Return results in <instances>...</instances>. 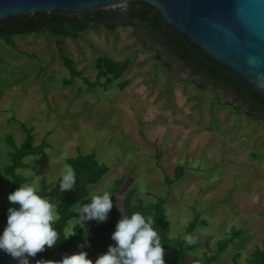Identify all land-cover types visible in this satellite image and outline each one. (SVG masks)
<instances>
[{"label":"rangeland","instance_id":"rangeland-1","mask_svg":"<svg viewBox=\"0 0 264 264\" xmlns=\"http://www.w3.org/2000/svg\"><path fill=\"white\" fill-rule=\"evenodd\" d=\"M105 23L117 25L108 29ZM14 39L17 48L0 39V139L8 133L19 142L25 123L33 127L34 144L43 139L50 144L25 158L28 167L18 171L28 177L26 183L39 186L46 176L52 182L50 202L58 204L71 191L59 189L65 159L79 151L94 152L108 170L89 186V195L105 190L115 195L118 219L125 215L123 199L132 188L133 199L166 197L171 237L199 214L190 235L198 246L189 258L205 251L214 254L220 239L240 229L216 263L247 264L264 240L262 112L221 84L216 101L210 79L182 60L164 38L127 24L121 14L93 22L78 38H64L76 67L91 80L99 55L131 59L122 77L109 84L90 85L80 77L67 82L70 72L49 31ZM122 80H128L124 88L118 85ZM9 150L1 144L0 213L15 208L8 200L11 180L2 171ZM35 156L39 158L31 165ZM179 165L184 166L182 177L167 184L165 176L173 178ZM30 167L33 176L26 175ZM78 216L76 212L66 226L67 233Z\"/></svg>","mask_w":264,"mask_h":264},{"label":"trees","instance_id":"trees-1","mask_svg":"<svg viewBox=\"0 0 264 264\" xmlns=\"http://www.w3.org/2000/svg\"><path fill=\"white\" fill-rule=\"evenodd\" d=\"M130 20L127 24L135 27V20L138 18L143 23H146L153 29V31L160 37L164 38L166 44L177 51L182 60L190 61L195 65L205 77L211 80V86L215 92L216 101L220 100L217 87L219 84L226 89L236 92L243 100L248 101L253 108L262 112L260 119L264 120V97L257 92L249 84L241 81L238 76L232 74L225 68L216 66L213 62L206 59L197 48H193L190 44L181 36H178L171 29L166 28L163 24V19L157 14L155 10H151L146 5L139 7L130 5L126 10ZM122 12L121 8H110L89 10L87 13L76 16H67L62 13H52L51 16L43 15L26 16L25 18L17 17L14 22H8L4 25H0V39L9 45L17 48L14 36L29 32L49 31L55 35V44L58 53L63 60L64 66H66L70 72V82L75 77H80L86 83L90 85H96L98 83L109 84L113 81L119 80L123 73L131 65V59L116 60L108 55H99L95 62L96 75L95 79L91 80L89 77L83 74L82 70H79L73 58L69 55L65 46V37L70 36L72 38H78L80 31L88 28L93 22L98 20L108 21L112 16H116ZM108 29H113L117 24L105 23ZM25 51H23L24 53ZM166 64V62H164ZM102 79L104 81H102ZM128 84V80H122L118 82L121 88H124ZM200 87L202 85H199ZM234 104V103H233ZM236 110L240 111L241 106L234 104ZM255 116V115H254ZM21 127L24 130V137L16 142L15 138L11 134H5L0 139V147L2 143L8 145L11 150L8 151L9 162L5 164L2 171L11 180L10 189L13 192L17 189L21 183H26L27 176L21 174L18 170L28 167V163H25V158L30 155H37L44 151L50 144L43 139L39 144H34V132L33 127L27 126L25 123H21ZM66 163L71 165L76 173V184L67 191L65 195L57 204V211L60 215V219L56 221L54 227L60 233V240L51 247H45L43 252H40V256L51 257L55 254V247L67 252L71 255L81 250L87 252L88 258L93 262L97 257L107 251L109 245H115V241L111 239L112 232L115 231V225L117 223V197L112 195L113 207L108 213L107 219L103 222H97L90 220L83 222V227L77 222L72 226L70 232H66L65 228L69 224L70 220L76 217L75 205L82 199L88 198L87 203H90V190L89 186L95 184L106 173L108 166L97 159L94 152L83 153L79 151L74 156H68L65 159ZM184 173V166L179 165L175 167L174 177L165 176L164 180L167 184L171 185L174 181L180 179ZM121 180H118L116 184H120ZM52 182H48L46 176H43L39 182V194L48 196L50 194V188ZM135 190L130 189L124 199L123 206L125 214L131 215L133 212H140L145 217L152 216L154 219V227L161 235L162 247L165 249L164 260L165 264H217L218 255L224 251L233 236H237L241 233V230L235 229L232 232L231 237L222 238L217 242V250L212 254L211 252H203L202 255L189 258L188 253L198 246V241L194 243H188L185 237H190L191 233L196 228L198 222V215H195L194 220L188 225V227L176 237H171L169 234V220L166 214L165 204L167 198L163 196H154L153 200L144 201L141 197H135L133 195ZM151 195L150 193H148ZM19 205L15 203V208ZM8 212L0 213V235L3 234V230L7 225ZM86 230V235H85ZM75 233L74 235H71ZM70 235L68 238L65 236ZM78 245H84L83 248ZM239 257V253L233 255V260ZM226 264V263H219ZM247 264H264V240L262 246H257L252 253V257L248 259Z\"/></svg>","mask_w":264,"mask_h":264},{"label":"water","instance_id":"water-1","mask_svg":"<svg viewBox=\"0 0 264 264\" xmlns=\"http://www.w3.org/2000/svg\"><path fill=\"white\" fill-rule=\"evenodd\" d=\"M148 6L163 19L166 28L183 37L191 47L220 68L253 87L264 97V0H0V25L17 17L76 16L89 10ZM68 255L55 247L51 257L58 261ZM0 264H17L0 251Z\"/></svg>","mask_w":264,"mask_h":264},{"label":"clouds","instance_id":"clouds-1","mask_svg":"<svg viewBox=\"0 0 264 264\" xmlns=\"http://www.w3.org/2000/svg\"><path fill=\"white\" fill-rule=\"evenodd\" d=\"M38 158L39 156L30 158L31 165ZM24 162L29 163V160ZM26 175H34L31 167ZM59 177H62L59 183L61 192L71 190L76 184L75 170L69 164L64 165ZM89 199L90 203L79 205L75 209L79 214L76 221L82 227L86 221H105L113 207L110 191L93 193ZM8 200L19 207L8 209L7 225L0 235V251L16 260L17 264H29V256L35 257L46 246L51 248L61 239L59 231L54 227L60 219L57 204L50 202L48 196L39 194V186L34 183H21L9 193ZM111 239L115 241V245H109L107 251L94 262L88 258L87 252L81 250L64 255L58 261L36 260L35 264H165V249L152 216L145 217L140 212L122 215L115 225ZM185 240L190 244L195 242L190 237H185ZM78 247L83 248L84 245Z\"/></svg>","mask_w":264,"mask_h":264},{"label":"flooded vegetation","instance_id":"flooded-vegetation-1","mask_svg":"<svg viewBox=\"0 0 264 264\" xmlns=\"http://www.w3.org/2000/svg\"><path fill=\"white\" fill-rule=\"evenodd\" d=\"M128 8H121V10H122V12L120 13L121 15H123L125 18H126V20L127 21H129L130 20V18H129V15H128V13H127V10ZM112 17H114V16H112ZM111 17V18H112ZM135 27L136 28H141V27H143V28H145L148 32H150V33H152V35H154V36H157V37H160L158 34H156L154 31H153V29L152 28H150V26L149 25H147L146 23H143L142 21H140L138 18H136V20H135ZM162 38V37H161ZM166 42V41H165ZM186 61V60H185ZM188 63H191L190 61H187ZM192 64V63H191ZM193 65V64H192ZM200 73H202L195 65H193ZM203 74V73H202Z\"/></svg>","mask_w":264,"mask_h":264}]
</instances>
